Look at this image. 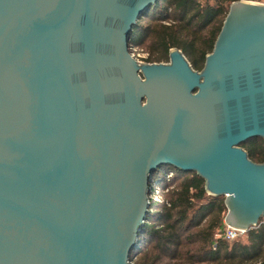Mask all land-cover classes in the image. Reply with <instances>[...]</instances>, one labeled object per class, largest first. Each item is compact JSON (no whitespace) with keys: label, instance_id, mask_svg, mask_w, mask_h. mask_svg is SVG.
<instances>
[{"label":"water","instance_id":"1","mask_svg":"<svg viewBox=\"0 0 264 264\" xmlns=\"http://www.w3.org/2000/svg\"><path fill=\"white\" fill-rule=\"evenodd\" d=\"M158 0H0V264H131L149 179L169 165L264 222V2L232 1L195 70L129 51ZM260 264V263H258Z\"/></svg>","mask_w":264,"mask_h":264},{"label":"trees","instance_id":"2","mask_svg":"<svg viewBox=\"0 0 264 264\" xmlns=\"http://www.w3.org/2000/svg\"><path fill=\"white\" fill-rule=\"evenodd\" d=\"M235 0H158L140 15L130 32L129 46L147 52L146 62L169 59V49H180L191 67H203L228 10ZM130 51V49H129ZM249 159L264 162V141L250 138L241 144ZM172 170L166 203H152L130 252L131 264H264V222L244 238L227 240L223 196L206 193L204 179L195 172ZM163 170V171H164Z\"/></svg>","mask_w":264,"mask_h":264},{"label":"built area","instance_id":"3","mask_svg":"<svg viewBox=\"0 0 264 264\" xmlns=\"http://www.w3.org/2000/svg\"><path fill=\"white\" fill-rule=\"evenodd\" d=\"M129 49H130L131 55L139 62H141V59L144 60L147 56V52L146 54L144 53L142 56L139 53H137V56H136L134 51L137 48L135 47L129 46ZM172 175H173L172 170H166V171L164 170L163 178L165 179V181H169ZM148 186H149V192L147 195V199H148L149 205L151 204V202L152 203L153 202L154 203H166V204L168 203L165 200L164 194L167 192L169 188H171V186H167L166 188H163L160 184V181L155 179L154 174L150 177ZM218 234L227 240H235V238L241 237L243 235L246 236L247 231H244L238 228L234 229L228 225H225V228L219 231Z\"/></svg>","mask_w":264,"mask_h":264},{"label":"rangeland","instance_id":"4","mask_svg":"<svg viewBox=\"0 0 264 264\" xmlns=\"http://www.w3.org/2000/svg\"><path fill=\"white\" fill-rule=\"evenodd\" d=\"M251 1H256V2H264V0H251ZM135 55L137 56V53H139L141 56L145 53L146 54V51H143L142 49H136L135 51ZM139 59H141V58H139ZM145 62L144 60H142L141 59V62ZM163 62H167V61H163ZM162 62V63H163ZM199 70V69H198ZM164 166H162V167H159V168H157V170L154 172V177H155V179L156 180H159V181H162V178H163V175H164ZM161 184V183H160ZM245 237V235H243V236H241V238H244ZM131 263V262H130Z\"/></svg>","mask_w":264,"mask_h":264}]
</instances>
